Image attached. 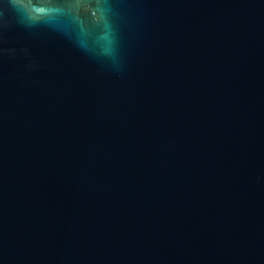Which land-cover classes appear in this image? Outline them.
<instances>
[{
    "label": "water",
    "instance_id": "1",
    "mask_svg": "<svg viewBox=\"0 0 264 264\" xmlns=\"http://www.w3.org/2000/svg\"><path fill=\"white\" fill-rule=\"evenodd\" d=\"M0 264H264V0H0Z\"/></svg>",
    "mask_w": 264,
    "mask_h": 264
}]
</instances>
